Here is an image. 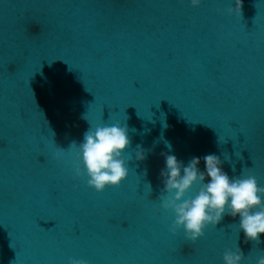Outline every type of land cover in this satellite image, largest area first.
Segmentation results:
<instances>
[{"label":"water","instance_id":"1","mask_svg":"<svg viewBox=\"0 0 264 264\" xmlns=\"http://www.w3.org/2000/svg\"><path fill=\"white\" fill-rule=\"evenodd\" d=\"M230 7L0 0V264H222L227 248L255 264L264 255V234L245 241L238 217L223 215L189 244L159 207L165 141L184 163L215 154L230 178L244 170L264 186V0H241L240 15ZM114 122L127 128L128 175L97 193L74 177L70 146L90 124Z\"/></svg>","mask_w":264,"mask_h":264},{"label":"clouds","instance_id":"2","mask_svg":"<svg viewBox=\"0 0 264 264\" xmlns=\"http://www.w3.org/2000/svg\"><path fill=\"white\" fill-rule=\"evenodd\" d=\"M197 7L201 0H187ZM234 7L228 9L240 15L241 0H232ZM86 119V116H85ZM129 144L127 128L119 122L92 125L83 133L81 142L73 143L76 159L73 175L83 178L87 187L100 193L106 187H117L128 175L124 149ZM168 153L163 156V167L158 178L163 187L160 190L159 207L173 214L169 232L174 236L182 230L184 240L194 243L204 234L208 226L215 228L222 216L238 217V229L245 241L260 243L264 234V186L258 185L252 174L229 177L222 170L221 160L215 154L202 157L192 156L187 163L171 153V145L165 141ZM150 151V150H147ZM64 150L57 148L52 153L55 160L61 159ZM146 150L137 146L135 159L143 161ZM203 162V170L198 165ZM207 177V180L205 179ZM195 186L194 194H185ZM149 191L150 186L147 185ZM244 259L239 248H227L221 256L222 264H241ZM67 264H88L84 259L69 257ZM255 264H264V255L258 256Z\"/></svg>","mask_w":264,"mask_h":264}]
</instances>
